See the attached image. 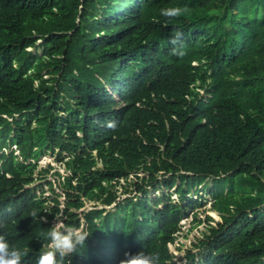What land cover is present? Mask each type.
Here are the masks:
<instances>
[{
  "label": "trees",
  "instance_id": "trees-1",
  "mask_svg": "<svg viewBox=\"0 0 264 264\" xmlns=\"http://www.w3.org/2000/svg\"><path fill=\"white\" fill-rule=\"evenodd\" d=\"M206 201L233 215L183 264H264V0H0V232L23 264L55 217L91 234L65 264H176Z\"/></svg>",
  "mask_w": 264,
  "mask_h": 264
},
{
  "label": "clouds",
  "instance_id": "clouds-1",
  "mask_svg": "<svg viewBox=\"0 0 264 264\" xmlns=\"http://www.w3.org/2000/svg\"><path fill=\"white\" fill-rule=\"evenodd\" d=\"M187 7H168L161 10V15L169 20L178 18L187 13ZM183 33L176 31L171 43L175 46L172 55L183 57L186 55V46L182 41ZM37 209H33L31 216L36 217ZM44 222H47L46 220ZM48 244L41 249L36 264H65V260L86 247L90 233L84 227L67 225L58 217L54 218L52 226L47 230ZM27 251L11 244L6 232H0V264H23ZM71 264V260L68 261ZM119 264H160V256L155 252H147L142 247L135 253L125 252Z\"/></svg>",
  "mask_w": 264,
  "mask_h": 264
},
{
  "label": "rangeland",
  "instance_id": "rangeland-1",
  "mask_svg": "<svg viewBox=\"0 0 264 264\" xmlns=\"http://www.w3.org/2000/svg\"><path fill=\"white\" fill-rule=\"evenodd\" d=\"M110 1V0H108ZM31 52L35 53V50H30ZM42 76L45 77L46 81L48 80V77L46 76V71H43ZM200 96L203 98H209L203 93H200ZM40 167L44 168L45 166H54L56 168H60V165L58 164L56 158H49L44 157L40 161ZM61 174H63V171H60ZM176 188V187H175ZM175 188L171 191H174ZM55 190L57 193H61V189L58 186H55ZM165 192H171L167 189L164 190ZM160 192H156L151 195L152 198H155L159 195ZM125 196H120L117 200H122L125 198ZM132 196H135L133 194ZM191 196L196 198L194 192H191ZM177 197V195H173V198ZM64 197H62L61 200H63ZM87 208H91L89 204L86 205ZM221 213L232 216L233 212L229 210H221L217 208L216 204L212 201H206V205L204 208L198 210L196 214L193 215V213H188L186 216L183 217L181 220V231L176 236L175 245L170 247L171 252L175 256V263L176 264H183L186 262V256L188 254H194L197 252L193 248L194 245L197 244V242L204 240L202 233H207V228L209 225H214L216 222H221ZM206 217H210L211 221H208ZM178 248V251H177ZM190 252V253H188Z\"/></svg>",
  "mask_w": 264,
  "mask_h": 264
}]
</instances>
